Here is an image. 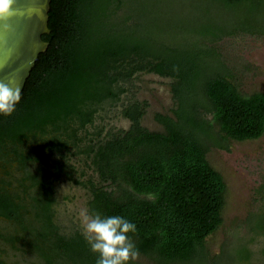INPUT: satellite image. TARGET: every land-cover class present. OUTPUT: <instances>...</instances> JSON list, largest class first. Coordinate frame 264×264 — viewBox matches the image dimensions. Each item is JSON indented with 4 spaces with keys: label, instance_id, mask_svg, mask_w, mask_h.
<instances>
[{
    "label": "trees",
    "instance_id": "1",
    "mask_svg": "<svg viewBox=\"0 0 264 264\" xmlns=\"http://www.w3.org/2000/svg\"><path fill=\"white\" fill-rule=\"evenodd\" d=\"M249 2L264 4L50 0L49 32L41 35L47 48L16 110L0 114V264H8L9 250L13 264H96L83 232L60 225L61 176L88 189L89 214L136 225L128 235L139 256L217 264L205 241L223 223L227 188L206 154L264 133V91L242 92L215 44L238 32L264 33L255 10H243ZM142 73L171 79L172 106L154 113L161 129L141 125L147 103L132 96L121 109L129 126L104 132L100 111L121 101L125 84ZM72 156H82L96 178H84ZM250 226L264 232V222ZM232 250L228 258L239 262L251 255L245 245Z\"/></svg>",
    "mask_w": 264,
    "mask_h": 264
},
{
    "label": "rangeland",
    "instance_id": "2",
    "mask_svg": "<svg viewBox=\"0 0 264 264\" xmlns=\"http://www.w3.org/2000/svg\"><path fill=\"white\" fill-rule=\"evenodd\" d=\"M245 9H254L255 16L264 21V4L260 6L249 2L243 6ZM215 44L223 58H226V63L234 69L242 92L264 91V33L238 32L224 36ZM170 82L169 77L154 73L135 76L125 84L128 90L122 95L121 101L105 105L100 111L101 119L96 123L103 125L104 132L127 128L130 122L121 115V109L127 99L133 96L147 103L141 125L150 130L161 129L154 119V113L167 112L172 106ZM206 156L221 173L227 188L222 211L223 223L205 241L209 261L213 262L215 256H220L214 259L217 264H264V232L254 234L250 226L256 220L264 222V133L252 140H229L224 148L212 146ZM70 159L74 165L86 170L82 156H72ZM88 176L96 178L89 169L84 178ZM55 189L60 225L67 229L75 226L83 232L77 210L82 207L88 209V189L65 176L56 181ZM69 205L72 210H69ZM251 237L253 241L246 245ZM244 245L251 251L247 261L228 258L229 251L233 249L232 253L236 254ZM13 255L14 252L9 250L6 263L13 264ZM134 262L154 264L142 256H138Z\"/></svg>",
    "mask_w": 264,
    "mask_h": 264
},
{
    "label": "clouds",
    "instance_id": "3",
    "mask_svg": "<svg viewBox=\"0 0 264 264\" xmlns=\"http://www.w3.org/2000/svg\"><path fill=\"white\" fill-rule=\"evenodd\" d=\"M16 0H0V25L8 30L7 21L22 14L15 7ZM21 99V88L12 82L0 80V114L11 115ZM69 210L72 206L69 205ZM80 221L85 240L90 250L98 254L96 264H129L138 258L139 252L129 233L136 232V225L119 215L102 216L98 212L89 214L87 208H79Z\"/></svg>",
    "mask_w": 264,
    "mask_h": 264
},
{
    "label": "water",
    "instance_id": "4",
    "mask_svg": "<svg viewBox=\"0 0 264 264\" xmlns=\"http://www.w3.org/2000/svg\"><path fill=\"white\" fill-rule=\"evenodd\" d=\"M50 0H16L22 14L10 18L8 30L0 25V80L18 84L22 89L32 66L48 43L41 35L48 33Z\"/></svg>",
    "mask_w": 264,
    "mask_h": 264
}]
</instances>
